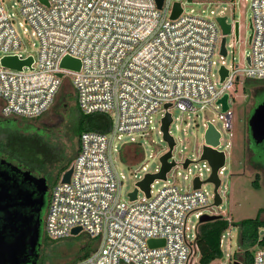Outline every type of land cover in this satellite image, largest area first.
Returning <instances> with one entry per match:
<instances>
[{"label":"built area","instance_id":"2783aa9c","mask_svg":"<svg viewBox=\"0 0 264 264\" xmlns=\"http://www.w3.org/2000/svg\"><path fill=\"white\" fill-rule=\"evenodd\" d=\"M178 1L183 13L173 20V8ZM7 2L21 15L22 35L15 28L14 14L8 13ZM193 2L219 4L208 0ZM250 3L251 52L241 64L228 66L225 58L233 45H228L227 37L236 36L235 22L231 23L232 33L225 36L217 21L227 17L225 10L218 14L212 10L210 15L205 10L187 12L182 0H163L161 8L157 0H0V116L41 118L55 104L64 82L71 78L80 111L85 115L105 114L112 120L107 133L91 131L80 136L70 182L60 181L51 190L44 226L48 237L63 240L72 237L74 229L81 228V233L98 241L91 255L77 264H201L197 243L203 225L201 218L222 215L216 211L221 206L214 205L215 191L205 189L210 183L195 189L197 178L205 182L213 173L212 166L201 160L205 141L196 158L178 162L174 151L182 139L175 136L172 127L182 122L184 114L190 118L207 109L218 110L217 119L206 118L203 128L204 136L209 124L221 135L216 150L226 155V164L218 171V192L222 197V176L235 144L232 140L224 145L223 133L216 125L217 121L222 122L229 137H234V112L230 105L224 111L221 100L228 95L229 104L230 91H235L241 77L264 79V0ZM23 36L37 40V56L27 53ZM224 37L227 56L221 54ZM240 39L239 33L236 43ZM13 56L21 60L32 57L34 63L22 71L4 67L3 58ZM216 56L221 59L220 65ZM65 57L81 61L80 71L62 68ZM216 66L218 73L214 71ZM223 67L228 71L224 81L220 74ZM60 74L64 76L61 78ZM175 110L179 116L174 114ZM167 114L172 118L169 135L175 141L169 162L176 165L166 180L151 185L150 197L139 189L137 199L132 201L129 194L135 191L137 183L147 174L161 172V158L154 171L142 166L145 175L138 178L128 200H124L125 176L116 157L126 165L140 162L144 149L133 135L144 136L155 129V116L159 115V134L164 137L162 125ZM189 127L186 124L183 131L187 133ZM176 129L179 132L182 126L177 125ZM125 137L130 140L120 149L119 142ZM187 160L191 163L185 168ZM200 162L206 166L207 178ZM179 168L187 172L186 180L192 177L189 190L179 188L174 179L170 183L171 175ZM193 168L198 169L195 176ZM158 182L167 183L155 192ZM192 216L198 224L190 227ZM232 227L230 223L221 237L222 252ZM150 240H163L164 245L153 248ZM238 252L239 249L226 257L223 252L212 263L235 264ZM253 264H264V248L254 251Z\"/></svg>","mask_w":264,"mask_h":264},{"label":"rangeland","instance_id":"374dc122","mask_svg":"<svg viewBox=\"0 0 264 264\" xmlns=\"http://www.w3.org/2000/svg\"><path fill=\"white\" fill-rule=\"evenodd\" d=\"M185 3L186 11L190 12L195 10L196 12H201L205 10L208 15L214 10L217 14L221 10H225V15L228 17L229 23L239 22L241 25L240 36L241 39L236 43V38L233 36L227 37L228 45L232 44L230 47V54L225 58L227 65H237L241 64L245 57H247L251 52V47L249 45V39L252 34L250 27V19L252 18V10L250 0H208L214 1L219 4L215 5H201L193 2V0H182ZM13 4V3H12ZM8 13L10 15L14 14L12 20L14 21L15 28L22 35V30L19 27V23L22 22L21 15L18 9H12L11 3L5 4ZM25 42V49L29 55L37 56V40L33 37L23 36ZM218 65L221 64V59L216 56ZM218 66L214 68L215 73H218ZM71 78H67L66 84L70 86L73 90V96L67 98V106L65 108L58 107V103L55 102L52 108L49 109L39 120H32L29 122L33 123L36 131L43 137L49 140V142L61 147L65 151V156L67 159L71 158L77 145L78 138L77 135V123H78V107H77V94L73 89ZM217 82V79L215 78ZM260 90L261 92L254 97L253 91ZM232 95L230 98L229 105L231 110L234 112V121L232 133L233 138L229 137V134L223 129L222 122L217 121L216 125L222 131L224 137V145L229 141L234 140L235 148L230 151L227 159L226 171L222 176V200L223 204L220 208H216L217 212L222 213L225 220L230 223L240 222L246 219L256 218L261 210H264V174L260 171L254 170V168L245 160V140L247 139V122L245 118L246 111L250 110L253 106V101L259 105L264 101V79H247L241 77L238 86L235 91H230ZM217 111L213 109H207L204 112L199 113V116L191 115L188 118L187 114L182 115V122H176L172 127V130L177 138L182 139L181 143L174 151V159L178 162H182L187 158H196L200 151L202 150V145L204 142V128L203 123L206 118L217 119ZM174 114L179 116L180 113L175 110ZM160 116H155L154 125L155 129L149 130L147 134L141 136L140 133L133 135L139 143L142 144L144 149V157L140 162L126 165L120 158H117V164L119 166L120 172L125 176L124 186H123V198L128 200L127 196L130 191L134 190L138 178L145 175L142 171V166H148L149 171H154L160 165V158L168 151L169 146L164 141L163 136L159 134V120ZM190 124L187 129V133L183 131L186 124ZM181 125L182 129L178 132L176 127ZM129 137H125L119 146H121L126 141H129ZM199 167L202 169L204 178L208 177V172L206 171V166L204 162L199 163ZM193 175L198 174V169H194ZM48 173L50 180V191L55 185L60 181L55 176L56 170L49 169V171H44ZM181 173L180 176L178 174ZM63 175V174H62ZM187 172H184L181 168L177 169L171 175V181L181 188L182 190H189L192 185V177L186 180L185 177ZM258 179L259 188L254 187L255 180ZM167 182H158L154 186V191L161 189ZM205 189L211 193L214 192V186L211 184H206ZM47 213L45 214V218ZM264 219V214L262 215ZM198 224L195 216H192L189 220L188 225L190 227L196 226ZM201 228V227H200ZM229 228V227H228ZM230 235L227 236L223 244V252L226 257L227 254H234L239 249L238 229L232 227L229 231ZM200 234V233H199ZM44 243L41 248V264H77L79 257L84 249L93 248L94 244L97 248L98 241L92 239L86 233H81L78 236H72L63 240L54 241L51 240L46 234L43 228ZM199 258H197V261ZM226 261V259H225ZM217 264V262L212 263Z\"/></svg>","mask_w":264,"mask_h":264},{"label":"water","instance_id":"95a60500","mask_svg":"<svg viewBox=\"0 0 264 264\" xmlns=\"http://www.w3.org/2000/svg\"><path fill=\"white\" fill-rule=\"evenodd\" d=\"M47 3V0H41ZM158 7L161 8L163 0H157ZM183 13L182 4L178 1L175 3L171 19H177ZM227 17H219L217 21L219 22L223 34L230 35L232 33V24L227 22ZM235 36L236 40H239L240 33V23L235 22ZM252 29V25L250 24ZM252 35L250 36V40ZM221 54L227 56L226 50V37L222 40V49ZM250 62V58L247 59ZM34 59L32 57L21 60L17 56L5 57L2 60V65L7 68L17 69L22 71L25 66L32 67ZM61 67L64 69H70L74 71H80L81 61L65 57L62 61ZM221 80L228 75V71L223 67L220 71ZM64 75L60 74L62 78ZM229 96L225 95L221 100L223 104V110L227 111L229 109L228 104ZM168 107V106H167ZM172 123V118L170 114H167L166 118L163 120L162 131L164 133V141L169 146V152L161 157L162 169L158 174H147L146 177L137 183V188L133 193H130V198L132 201L137 199L138 191L141 189L150 197L151 194V185L157 180H166V175L171 169L176 165V162H169L172 158L173 150L175 147L174 139L169 135V127ZM250 134L251 138L255 145H261L264 143V101L260 103L253 112V115L250 119ZM220 133L214 127V125L209 124V129L206 131L204 136L205 144L203 146L202 161H207L213 169V173L209 179L205 182L200 181L199 178L195 180V189H200L203 183H210L215 186L214 191L216 194L215 203L216 207H220L223 204L222 197L220 196L218 189L221 185V180L218 176V171L220 168L224 167L226 164V155L224 152L216 150V147L220 143ZM191 163L190 160H187L184 164V167L187 168ZM73 167L71 166L61 178V183H69L72 177ZM42 184L45 183V178L39 180ZM12 196L4 189H0V215L4 212H7L8 209L16 207L18 204H12ZM223 219L222 215H204L201 218V223H209L216 220ZM0 216V264H29L32 263V260L37 259V248L40 244V231L39 224L37 223L34 227H29L30 218L25 217L18 211L7 212L5 216V224H1ZM10 230L14 233L13 239L8 240L6 232ZM81 228H76L72 231V236H78L81 233ZM264 234V231L261 232V235ZM149 245L151 247L163 246V240H150Z\"/></svg>","mask_w":264,"mask_h":264},{"label":"trees","instance_id":"16d2710c","mask_svg":"<svg viewBox=\"0 0 264 264\" xmlns=\"http://www.w3.org/2000/svg\"><path fill=\"white\" fill-rule=\"evenodd\" d=\"M69 96H73V90L64 82L55 101L58 103V107L65 108ZM78 114L77 135L75 136L78 138V145L69 159L65 156V151L62 147L61 149L57 148L48 139L39 133L33 132L36 129L32 122L17 117L4 118L0 116V151L10 159H14L24 166L36 169L46 175L48 173L44 171H49L52 168V170L59 172V180L61 175L69 170L77 157L80 136L84 132L107 133L111 130L112 120L108 115H85L80 111L79 107ZM253 184L255 188H259L258 179ZM263 214L264 210H261L256 218L232 223V226L237 228L239 232V252L235 256V264H253L254 251L258 247L264 248V234L261 235V232L264 231ZM228 227L229 222L224 218L201 225L197 240L201 264H211L223 256L220 242L223 233ZM95 247L96 245L94 244L93 248L84 249L79 261L87 259Z\"/></svg>","mask_w":264,"mask_h":264},{"label":"flooded vegetation","instance_id":"af4514ba","mask_svg":"<svg viewBox=\"0 0 264 264\" xmlns=\"http://www.w3.org/2000/svg\"><path fill=\"white\" fill-rule=\"evenodd\" d=\"M260 90L253 91L252 94L256 96ZM257 103L253 101V106L246 111L245 118L247 122V139L245 140V160L256 171L264 174V143L255 145L250 134V119ZM55 176L59 178V172L56 171ZM62 176V175H61ZM45 178V183L39 180ZM49 175H46L36 169L29 168L23 164L10 159L3 152L0 151V189L6 190L13 198L12 204L17 203L16 207L8 209L7 212L18 211L27 218H30L29 227H34L39 224L40 244L37 248V259L32 260L29 264H41V248L43 246V228H45V214L48 211L50 201V180ZM2 213L1 224L4 225L6 213ZM14 233L8 230L6 232L7 239H13Z\"/></svg>","mask_w":264,"mask_h":264}]
</instances>
